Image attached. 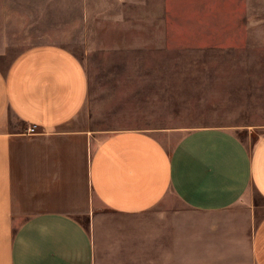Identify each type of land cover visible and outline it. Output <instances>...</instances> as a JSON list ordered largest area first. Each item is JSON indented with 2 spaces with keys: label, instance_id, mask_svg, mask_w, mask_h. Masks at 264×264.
Wrapping results in <instances>:
<instances>
[{
  "label": "crops",
  "instance_id": "crops-1",
  "mask_svg": "<svg viewBox=\"0 0 264 264\" xmlns=\"http://www.w3.org/2000/svg\"><path fill=\"white\" fill-rule=\"evenodd\" d=\"M88 100L64 46L0 66V264H264V215L243 206L264 200V132L97 138Z\"/></svg>",
  "mask_w": 264,
  "mask_h": 264
},
{
  "label": "rangeland",
  "instance_id": "rangeland-1",
  "mask_svg": "<svg viewBox=\"0 0 264 264\" xmlns=\"http://www.w3.org/2000/svg\"><path fill=\"white\" fill-rule=\"evenodd\" d=\"M47 43L86 71L97 138L154 130L171 147L201 127L264 132V0H0V66ZM250 194L254 224L264 200Z\"/></svg>",
  "mask_w": 264,
  "mask_h": 264
},
{
  "label": "built area",
  "instance_id": "built-area-1",
  "mask_svg": "<svg viewBox=\"0 0 264 264\" xmlns=\"http://www.w3.org/2000/svg\"><path fill=\"white\" fill-rule=\"evenodd\" d=\"M37 130V126L36 125H33V126H30L27 128V133L28 134H34V132H36Z\"/></svg>",
  "mask_w": 264,
  "mask_h": 264
}]
</instances>
